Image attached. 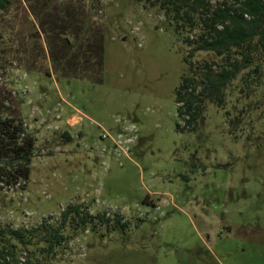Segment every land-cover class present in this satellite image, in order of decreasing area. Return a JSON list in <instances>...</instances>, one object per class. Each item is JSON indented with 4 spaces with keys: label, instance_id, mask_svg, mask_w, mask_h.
<instances>
[{
    "label": "rangeland",
    "instance_id": "1",
    "mask_svg": "<svg viewBox=\"0 0 264 264\" xmlns=\"http://www.w3.org/2000/svg\"><path fill=\"white\" fill-rule=\"evenodd\" d=\"M76 2L58 1L62 21ZM80 2L89 65L77 77L50 61L51 75L0 69L5 114L37 140L26 187L0 192V227L31 229L72 203L123 221L88 229L55 257L22 252L18 264H264V85L236 111V81L226 107L206 103L198 126L179 131L188 48L166 19L137 0Z\"/></svg>",
    "mask_w": 264,
    "mask_h": 264
},
{
    "label": "trees",
    "instance_id": "2",
    "mask_svg": "<svg viewBox=\"0 0 264 264\" xmlns=\"http://www.w3.org/2000/svg\"><path fill=\"white\" fill-rule=\"evenodd\" d=\"M58 1L0 0V69L25 66L51 75L41 64L50 61L59 74L77 77L78 68L85 65L82 59L89 65L82 54L85 23L79 20L85 11L80 9L81 0L73 3L75 17L70 22L56 13ZM137 1L161 14L188 48L184 55L187 72L175 93L179 131L198 126L206 103L226 107L227 89L236 81L241 84L236 111L241 99L250 97L253 86L264 85V0ZM200 53L212 58L200 60ZM5 110V100L0 99V192H11L26 187L37 140L22 118L5 114ZM231 114L225 110L230 133L232 126H238ZM122 221L107 213H93L83 203H72L59 217L49 216L31 229L0 227V264H18L22 252L55 257L60 248L88 229H115Z\"/></svg>",
    "mask_w": 264,
    "mask_h": 264
},
{
    "label": "built area",
    "instance_id": "3",
    "mask_svg": "<svg viewBox=\"0 0 264 264\" xmlns=\"http://www.w3.org/2000/svg\"><path fill=\"white\" fill-rule=\"evenodd\" d=\"M127 141H116L115 142V151H122L123 153H126L127 148L125 147Z\"/></svg>",
    "mask_w": 264,
    "mask_h": 264
}]
</instances>
